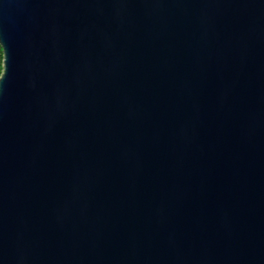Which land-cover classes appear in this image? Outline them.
Returning <instances> with one entry per match:
<instances>
[{"label":"water","instance_id":"obj_1","mask_svg":"<svg viewBox=\"0 0 264 264\" xmlns=\"http://www.w3.org/2000/svg\"><path fill=\"white\" fill-rule=\"evenodd\" d=\"M0 264H264V0H0Z\"/></svg>","mask_w":264,"mask_h":264},{"label":"built area","instance_id":"obj_2","mask_svg":"<svg viewBox=\"0 0 264 264\" xmlns=\"http://www.w3.org/2000/svg\"><path fill=\"white\" fill-rule=\"evenodd\" d=\"M3 62H4L3 49H2V46L0 44V63L3 64Z\"/></svg>","mask_w":264,"mask_h":264},{"label":"trees","instance_id":"obj_3","mask_svg":"<svg viewBox=\"0 0 264 264\" xmlns=\"http://www.w3.org/2000/svg\"><path fill=\"white\" fill-rule=\"evenodd\" d=\"M2 72H3V64L0 63V77H1V75H2Z\"/></svg>","mask_w":264,"mask_h":264}]
</instances>
